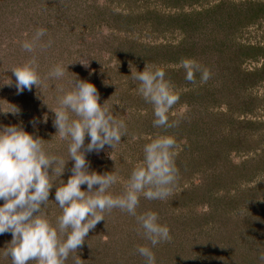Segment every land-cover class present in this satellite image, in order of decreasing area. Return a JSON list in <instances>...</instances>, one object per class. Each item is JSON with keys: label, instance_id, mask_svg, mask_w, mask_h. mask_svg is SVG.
<instances>
[{"label": "rangeland", "instance_id": "374dc122", "mask_svg": "<svg viewBox=\"0 0 264 264\" xmlns=\"http://www.w3.org/2000/svg\"><path fill=\"white\" fill-rule=\"evenodd\" d=\"M41 27L43 42H54L35 53L41 77L56 64H69V72L17 94L8 69L31 57L21 43ZM83 58L87 68L78 61ZM183 59L210 69L211 79L201 84L197 74L196 84L186 81ZM146 63L163 69L179 95L169 112L178 127H153V107L131 75ZM75 76L94 84L99 103L106 101L127 126L114 149L86 153L89 171L120 176L112 194L123 193L146 143L158 135L176 139L172 195L164 201L141 196L137 209L158 213L170 229L171 241L152 249L156 264H264V0H0V110L20 109L0 112V127H23L45 140L48 153L67 159L68 141L55 135L54 113L44 102L56 107L57 86L70 88ZM73 164L68 161L60 179L67 182ZM55 190L42 209L53 226L61 214ZM137 230L127 213L105 214L78 250L80 264H145L135 250L151 245ZM11 239L0 235V264H11L3 256ZM74 257L66 264H75Z\"/></svg>", "mask_w": 264, "mask_h": 264}, {"label": "clouds", "instance_id": "9594fccd", "mask_svg": "<svg viewBox=\"0 0 264 264\" xmlns=\"http://www.w3.org/2000/svg\"><path fill=\"white\" fill-rule=\"evenodd\" d=\"M47 29L37 28L31 39L21 43L23 51L32 54L22 65L9 68L15 76L17 94L31 91L33 86L41 89L49 79L61 80L68 71L67 66L54 65L45 77H41L38 58L35 54L51 48ZM85 68L89 60H78ZM72 64V63H71ZM185 79L196 84L211 79L212 73L192 59H183ZM138 82V93L153 107V127L165 130L178 127L179 120H169V112L179 102L172 85L165 79L166 73L159 67L146 63L143 71H131ZM10 78L6 83L12 85ZM70 88L58 85L54 113L55 135L68 141L67 155L50 154L45 150L43 139L26 132L23 127L7 125L0 127V235L11 233L12 239L3 256L11 259V264H66L70 255L75 264H80L78 250L85 243L88 233L105 220V214L114 209L135 218L138 234L149 242L137 246L136 252L144 258L145 264H156L152 251L158 244L170 242L172 237L166 224L159 222L158 213L147 211L137 213L140 198L147 200H167L172 195L178 180L179 170L175 163L176 139L173 135H158L143 146V163L135 167L125 184L122 194L114 195L109 190L117 184L120 176L114 170L99 174L89 171L86 153L100 152L106 145L114 149L127 134L123 119H118L106 101L99 103L100 95L94 84L75 79ZM5 114L18 115L20 109L13 105L10 110H0ZM44 116L43 122L47 123ZM54 135V136H55ZM86 137H90L85 145ZM74 161L67 182L60 179L68 161ZM51 169V174L49 172ZM59 179V184L54 181ZM82 185L87 190H82ZM98 186V187H97ZM55 187V202L61 209L56 224L49 221L42 209L50 201L49 195ZM53 201V200H51ZM264 262V252L259 256Z\"/></svg>", "mask_w": 264, "mask_h": 264}]
</instances>
